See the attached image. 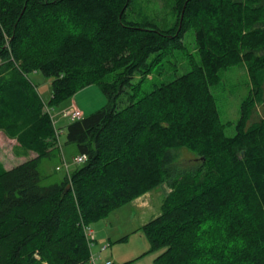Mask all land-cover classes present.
Segmentation results:
<instances>
[{
  "label": "trees",
  "instance_id": "trees-1",
  "mask_svg": "<svg viewBox=\"0 0 264 264\" xmlns=\"http://www.w3.org/2000/svg\"><path fill=\"white\" fill-rule=\"evenodd\" d=\"M130 5L0 0V131L35 155L0 164V264H86L83 226L162 185L159 215L139 228L148 252L162 250L154 264H264V118H254L264 102V0H173L166 30L127 21ZM189 29L198 62L137 98ZM239 63L250 88L227 137L210 87ZM31 74L51 79L53 110L90 85L106 98L67 124L65 142L86 161L50 184L39 165L58 154L64 130L55 137ZM121 94L128 103L118 109ZM181 149L196 158L185 168L176 166Z\"/></svg>",
  "mask_w": 264,
  "mask_h": 264
},
{
  "label": "rangeland",
  "instance_id": "rangeland-1",
  "mask_svg": "<svg viewBox=\"0 0 264 264\" xmlns=\"http://www.w3.org/2000/svg\"><path fill=\"white\" fill-rule=\"evenodd\" d=\"M125 17L130 22L154 24L161 30L172 27L176 22L173 0H131ZM182 43L183 49L171 50L161 56L152 66L150 75L143 77L141 81L140 76H135L132 79V84L140 81L137 98L151 91L154 85L168 83L187 73L190 70V57L198 62L192 29L184 33ZM153 57L151 55L148 61L150 62ZM219 77V82L210 87V92L215 100L219 118L225 124L224 133L227 137H232L239 119L240 104L249 92L248 73L245 66L239 63L220 71ZM29 79L35 85L38 96L44 102L43 110L48 114L53 130L54 128L64 130V133L59 137L62 147L57 142L58 154L55 152L50 158L43 159L39 165V171L45 177L43 184H50L60 181L65 173H70L77 166L74 160L79 155L74 145L65 142V131L69 122L58 116L55 118L54 115L58 111L68 108L69 110H80L83 116H88L102 108L106 104V98L97 85H90L53 110L47 104L50 98L51 79L40 74H31ZM112 79L113 73L108 74L104 80L111 82ZM127 103L126 95L121 94L116 105L118 109H121ZM256 116L264 118V102L256 107L254 118ZM55 131L54 135L58 138V133ZM17 148L16 139L10 138L4 131H0V164L4 169H11L35 156L33 153L24 155ZM177 153L179 155L176 162L177 167L185 168L196 161L195 156L184 149L175 152V154ZM168 191L162 185V188L160 186V188L153 189L113 211L107 218L91 225H84L83 227L89 226L94 230L98 241L101 240L99 247L94 243L90 249L95 263L104 264L106 261H110L111 264H154L155 258L162 250L148 252V241L139 228L159 215L162 199ZM123 237L127 238L120 241ZM86 264H91L89 258Z\"/></svg>",
  "mask_w": 264,
  "mask_h": 264
},
{
  "label": "built area",
  "instance_id": "built-area-1",
  "mask_svg": "<svg viewBox=\"0 0 264 264\" xmlns=\"http://www.w3.org/2000/svg\"><path fill=\"white\" fill-rule=\"evenodd\" d=\"M56 116H58V117H60V118H62L64 120H66L68 122H72L74 120H78V119H81L83 117V115H82V113H81L80 110H77V109H74V110L71 109V110H69L68 108L58 111L54 115V117L56 118ZM55 123H56V119H55ZM54 127H55V125H54ZM55 132L58 133L59 132L58 129ZM58 135H59V133H58ZM85 161H86V156L85 155H82V154H79L77 156V158L74 160V163L80 165V164H83ZM65 168H67V167H65ZM83 232H84L85 239L87 241V244H88V247H89V252H90L89 263L96 264L95 263L96 261L94 260L95 258L92 255V252L90 250L91 247H92V245L96 241V236H95L94 230H92L89 226H87V227H83ZM104 264H111V263H110V261H106Z\"/></svg>",
  "mask_w": 264,
  "mask_h": 264
},
{
  "label": "crops",
  "instance_id": "crops-1",
  "mask_svg": "<svg viewBox=\"0 0 264 264\" xmlns=\"http://www.w3.org/2000/svg\"><path fill=\"white\" fill-rule=\"evenodd\" d=\"M163 194V193H162ZM164 196H165V194H164ZM164 198V197H163ZM163 200V199H162ZM144 225V224H143ZM101 240L99 239V241H98V239H97V237H96V242H95V244L94 245H97L98 247H99V245H100V242ZM98 252H99V249H98Z\"/></svg>",
  "mask_w": 264,
  "mask_h": 264
},
{
  "label": "water",
  "instance_id": "water-1",
  "mask_svg": "<svg viewBox=\"0 0 264 264\" xmlns=\"http://www.w3.org/2000/svg\"><path fill=\"white\" fill-rule=\"evenodd\" d=\"M69 187L67 186V189H68ZM161 188H162V186H161Z\"/></svg>",
  "mask_w": 264,
  "mask_h": 264
}]
</instances>
